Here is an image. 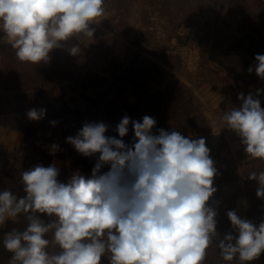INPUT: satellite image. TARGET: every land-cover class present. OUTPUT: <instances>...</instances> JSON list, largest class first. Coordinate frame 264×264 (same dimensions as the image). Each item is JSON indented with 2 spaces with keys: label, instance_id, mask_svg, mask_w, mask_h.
I'll list each match as a JSON object with an SVG mask.
<instances>
[{
  "label": "rangeland",
  "instance_id": "obj_1",
  "mask_svg": "<svg viewBox=\"0 0 264 264\" xmlns=\"http://www.w3.org/2000/svg\"><path fill=\"white\" fill-rule=\"evenodd\" d=\"M105 8L90 26L93 38L73 37L46 63L21 62L9 43L0 42V191L24 197L21 172L37 165L55 164L63 183L77 172L92 178L94 158L78 153L67 137L85 123L103 122L106 136L120 138L122 118L142 122L148 115L156 120L153 134L176 130L205 139L218 170L209 203L218 211L221 237L232 231L230 210L258 226L264 199L248 175L264 171V160L248 156L220 117L240 106L238 94L264 90V80L247 71L255 55L264 54V0H105ZM74 45L76 55L69 51ZM256 98L264 108V91ZM33 108H45V117L29 120ZM122 139L137 142L131 123ZM13 228V220L0 226V245ZM5 250L0 255L8 260L12 253ZM205 264L229 262L213 245ZM251 264H264V253Z\"/></svg>",
  "mask_w": 264,
  "mask_h": 264
},
{
  "label": "clouds",
  "instance_id": "obj_2",
  "mask_svg": "<svg viewBox=\"0 0 264 264\" xmlns=\"http://www.w3.org/2000/svg\"><path fill=\"white\" fill-rule=\"evenodd\" d=\"M105 12V0H0V42L9 43L21 62L46 63L53 49L73 37L93 38L90 26ZM69 51L76 55L80 48ZM254 59L247 71L264 80V54ZM261 91L238 94L240 106L220 120L248 156L264 160V108L256 98ZM46 111L33 108L27 117L39 121ZM130 123L137 141L131 146L122 139ZM155 125L148 115L142 122L125 116L116 138L105 135L103 122L85 123L67 142L94 158L92 178L77 172L63 183L55 164L37 165L21 172L24 197L0 191V226L21 214L27 221L24 230L3 236V247L12 253L8 264H102V258L107 264H205L213 245L229 264L257 260L264 253V220L257 226L230 210L232 231L223 237L217 231L218 211L209 202L218 170L205 139L176 130L153 134ZM248 179L257 182L256 196L264 199V171ZM54 246L60 251L49 252Z\"/></svg>",
  "mask_w": 264,
  "mask_h": 264
},
{
  "label": "bare ground",
  "instance_id": "obj_3",
  "mask_svg": "<svg viewBox=\"0 0 264 264\" xmlns=\"http://www.w3.org/2000/svg\"><path fill=\"white\" fill-rule=\"evenodd\" d=\"M225 32V31H224ZM228 33V32H227ZM224 43V42H223ZM9 119V118H8ZM215 137V136H214ZM223 194V193H222ZM242 201V200H241ZM246 203V202H245ZM14 225L16 227V229L18 230H24L27 226V221L25 220L24 217L20 216V218H17L16 221H14ZM3 249L5 250V248L3 247V245H0V250L3 251ZM6 251V250H5ZM1 253V252H0ZM2 256V255H0ZM7 259L6 257L2 256L0 258V264H8V260H5Z\"/></svg>",
  "mask_w": 264,
  "mask_h": 264
}]
</instances>
